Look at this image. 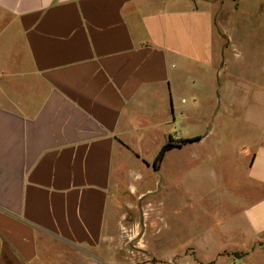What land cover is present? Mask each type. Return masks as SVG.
<instances>
[{"label": "crops", "instance_id": "0c3cea01", "mask_svg": "<svg viewBox=\"0 0 264 264\" xmlns=\"http://www.w3.org/2000/svg\"><path fill=\"white\" fill-rule=\"evenodd\" d=\"M239 44L255 47L240 75ZM232 109L250 200L229 226L240 246L216 253L254 264L264 0H0V264H118V200L141 191L168 139L197 138L165 164L190 145L199 159Z\"/></svg>", "mask_w": 264, "mask_h": 264}, {"label": "rangeland", "instance_id": "374dc122", "mask_svg": "<svg viewBox=\"0 0 264 264\" xmlns=\"http://www.w3.org/2000/svg\"><path fill=\"white\" fill-rule=\"evenodd\" d=\"M254 49L239 44L230 50L239 75L254 56ZM233 114L234 109L228 113L233 119L222 121L214 130L212 146L201 151L199 159L195 145L173 155L166 164L163 158L155 170L152 159L148 163L150 176L140 181L141 191L118 200L121 237L119 250L112 254L118 264H206L208 260L237 264L244 258V252L216 253L222 247L240 246L228 233L229 226L250 200L240 184L241 160L247 158L240 151L243 143L236 140L242 135L244 121ZM192 126L196 130L197 125ZM211 127L214 124L207 128ZM257 248L259 258L249 263L264 264L260 258L264 243Z\"/></svg>", "mask_w": 264, "mask_h": 264}, {"label": "trees", "instance_id": "16d2710c", "mask_svg": "<svg viewBox=\"0 0 264 264\" xmlns=\"http://www.w3.org/2000/svg\"><path fill=\"white\" fill-rule=\"evenodd\" d=\"M197 138H193V139H183L180 140L178 142H173L172 139L170 138L162 147L157 159L155 160V166L158 167V163L163 160L165 154L173 149H181L184 145H186L187 143L190 142H194L196 141Z\"/></svg>", "mask_w": 264, "mask_h": 264}, {"label": "water", "instance_id": "95a60500", "mask_svg": "<svg viewBox=\"0 0 264 264\" xmlns=\"http://www.w3.org/2000/svg\"><path fill=\"white\" fill-rule=\"evenodd\" d=\"M152 167L154 170L156 169L155 162L152 163Z\"/></svg>", "mask_w": 264, "mask_h": 264}]
</instances>
